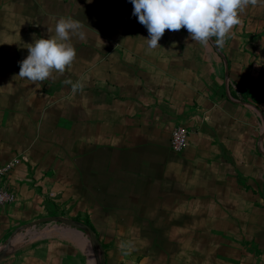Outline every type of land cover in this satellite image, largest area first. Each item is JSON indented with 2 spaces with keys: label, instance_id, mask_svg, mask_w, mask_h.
Returning <instances> with one entry per match:
<instances>
[{
  "label": "crops",
  "instance_id": "1",
  "mask_svg": "<svg viewBox=\"0 0 264 264\" xmlns=\"http://www.w3.org/2000/svg\"><path fill=\"white\" fill-rule=\"evenodd\" d=\"M257 14L264 15V0L249 3L239 13L242 24L225 37L228 44L217 47L210 42L196 49L187 44L149 49L146 41L129 45L127 40L101 45L114 35L82 28L90 41L78 39L73 45L76 55L64 73L53 71L45 80L60 87L57 103L33 115L29 93L21 98L24 110L15 104L7 111L5 125L14 132L26 129L29 136L8 145L0 140V168L17 162L4 188L23 197L32 183L28 170L40 171L46 175L42 182L66 184L63 191L72 192L69 196L80 205L99 199L101 206H136L141 209L128 212L154 214L199 213L193 205L181 209L174 202L205 198L215 185L228 189L223 197L245 195L243 186L256 181L240 173L238 152L251 156L264 145V133L258 131L259 121L264 123V104L259 105L264 95L259 90L264 86V38L256 31L264 16ZM39 26H33L28 42L0 45V73L18 68ZM130 36L137 33L126 38ZM177 125L189 132L180 155L170 149ZM55 132L63 135L64 144L49 140ZM24 154L32 158L27 165L21 162ZM210 165L218 166L219 176H211ZM165 202L174 208L162 211ZM10 253L0 264H12L7 260Z\"/></svg>",
  "mask_w": 264,
  "mask_h": 264
},
{
  "label": "rangeland",
  "instance_id": "2",
  "mask_svg": "<svg viewBox=\"0 0 264 264\" xmlns=\"http://www.w3.org/2000/svg\"><path fill=\"white\" fill-rule=\"evenodd\" d=\"M75 1L84 2L85 0ZM98 1L104 6L111 7L122 18V20L119 18L122 21L121 25L113 32L114 37L107 38L103 44L100 43L101 45L108 44L109 41L117 43L116 40L122 44V41L128 39L126 35H129L130 32H136L137 37L139 36L138 41L143 44L144 39L148 38L145 26L142 25L143 29L137 31L128 30V27H131L133 23L140 24L138 18L132 15L133 5L129 0ZM124 11L125 16L127 15L126 20ZM257 15H259L257 17L264 16L262 14ZM131 16L133 18L130 20ZM124 20L126 21L125 25H123ZM241 24L240 22L235 25L231 32L236 33ZM259 24L261 26L256 28V31L263 34V36L259 35V38L262 39L264 38V21L259 22ZM83 41L86 43L90 41V38L85 36ZM127 41L129 45L138 42ZM227 41L225 38L223 44H228ZM260 43L262 44L261 41ZM158 44L162 46L187 44L194 49L202 46V44L192 41L190 34H187V30L184 28L175 32L166 30ZM261 58H264V56ZM19 71L20 68L18 66L12 72L7 71L6 73V71L1 70L2 73H0V111H5L3 115L0 113L1 145H8V142L13 143V139L18 138L20 140L23 136L25 138L29 136V132L26 129L20 127L19 132H14L13 129H9L5 125L9 119L6 117L8 115L7 111H12L11 107L17 104L18 109H25L23 105H26V101L21 100L23 96L25 97L30 93L28 107L33 110L30 112L33 114V112H43L42 110H47L56 104L59 98L57 95L59 91L62 92L60 87L49 85V82H32L23 79L18 76ZM262 78H264V75ZM32 92L38 93L32 94ZM261 98L262 102L259 101L261 102L259 105L264 104V95ZM258 131L259 133H264V123L262 124L260 121ZM263 146L260 145V150L258 149L251 156L247 151L238 152V154L241 153V156L236 158V162L240 160L243 164L240 172L242 175L253 177L256 182L260 181L264 188ZM225 151L227 152V150ZM220 152L215 154L217 158L221 156ZM228 154L229 159L234 160L232 153ZM28 158L32 160L29 154L22 155L21 162L23 164L28 163ZM17 159L20 160V158ZM57 160L53 163H56ZM15 163L17 162L15 161ZM50 169L53 168L50 167ZM217 169L218 166L215 169L210 165L209 172L211 176H219ZM224 173L226 174V170H224ZM39 174L28 170V179L31 178L30 180H32V183H29L30 185L27 187L28 191H23L24 196L20 197L21 199L19 198L21 193L17 197L14 195V204L0 208V248L7 243L16 230L39 220L59 217L65 220L81 222L93 229V233L103 251L105 264H212L215 262L212 261L211 263L210 255L203 256V254H198V252L206 249V243H209V237H207L205 231L214 228H217L215 235L220 237L222 241L213 246H221L223 248L221 253L229 256L217 264H246L251 260L254 261V264H264V199L259 197L260 193L253 182L243 186L242 191L245 195L241 197H223V194H227L224 191L228 189L226 187L223 188L221 185H215L211 186V192L205 198L177 199L174 204L181 207V209H185L182 207L190 204L194 206V210L198 209L200 212L186 214L180 220H175L172 217L174 220L159 217L154 218V220L156 219L155 222H153L154 220L150 222L152 220L150 216H154L150 215V213H133L131 210L128 212L129 209H134L135 211L141 209H136V206L134 208H129L128 206L126 208L101 206L96 203L99 199L94 202L87 200L83 205H80V201L69 196L72 195V192L65 194L63 187L65 188L66 184L42 182L46 175L40 171ZM19 190L21 191V189ZM11 191L15 194V191ZM174 204L165 202L162 205V207H165L162 208V211H170V209L174 208ZM218 209H220L221 213L217 212ZM216 215L221 217L225 223L218 224L215 222ZM254 215H261L262 221L260 223H262V228L259 227L257 222H251L250 218ZM146 223H153L149 229L160 230V234L164 233L167 240L176 241L178 234L191 230V236L187 240L185 238L177 239L180 240V244L186 243V247L183 246L185 249H181V251H186V253H181L166 260H163L164 258L155 259L156 257L148 253L142 245L144 239L149 238V236L144 235V225ZM188 245L191 246L187 250ZM10 248L14 252L10 253L7 260H10L9 262L12 264H95V256L87 237L80 231L55 223H47L29 231L19 232L13 239ZM197 255L199 256L197 257ZM243 261L246 263H242Z\"/></svg>",
  "mask_w": 264,
  "mask_h": 264
},
{
  "label": "clouds",
  "instance_id": "3",
  "mask_svg": "<svg viewBox=\"0 0 264 264\" xmlns=\"http://www.w3.org/2000/svg\"><path fill=\"white\" fill-rule=\"evenodd\" d=\"M133 5L134 17L148 32L149 49L160 47L166 30L179 31L184 28L190 39L207 47L210 42L222 46L225 37L240 23L239 13L256 0H129ZM85 39L82 25L70 17L61 18L55 26V35L35 39L28 44V55L19 62L18 76L43 82L53 71L64 73L75 55L72 37ZM212 38H215L213 40ZM70 83V81H69ZM75 85L73 90L75 91Z\"/></svg>",
  "mask_w": 264,
  "mask_h": 264
},
{
  "label": "trees",
  "instance_id": "4",
  "mask_svg": "<svg viewBox=\"0 0 264 264\" xmlns=\"http://www.w3.org/2000/svg\"><path fill=\"white\" fill-rule=\"evenodd\" d=\"M107 5H102L98 0H85L84 2H79L75 0H0V45L8 46L11 44H20L22 42L30 41V35L34 33L33 26L37 23H40L38 27V34L35 39L38 38H49L55 35V26L57 23L58 17L72 18L81 23L82 28L85 30L96 31L98 34H114L122 18L119 13H115L111 7ZM125 16V11H124ZM121 18V20L119 19ZM133 18L131 16L130 20ZM127 15L125 16V20ZM123 21V25L126 24V21ZM47 30V34L44 31ZM82 29V31H84ZM143 29L141 24L133 23L131 27H128L130 31H137ZM133 35L136 32H130ZM32 42H34V40ZM78 37H72V45L76 44ZM127 40L138 41V37L130 36ZM260 92L264 90V86H259ZM42 134V133H41ZM44 136V134H42ZM46 136V135H45ZM48 136V135H47ZM43 139H45L43 137ZM49 140L53 143H65L63 141V135L59 137V133H50ZM256 189L260 193L259 197L264 199V188L260 181L256 182ZM152 222L154 218H166L168 220L174 218L175 220L182 219L186 216L185 213L180 214H154L150 213ZM156 216V217H155ZM172 217V218H171ZM172 219V220H174ZM214 219V218H213ZM214 220L218 224L225 223L223 219L219 216H215ZM251 219L252 223L257 222L259 227L262 228V217L261 215L253 216ZM146 220V219H145ZM156 219L153 221L155 222ZM153 224V223H152ZM152 224L146 223L144 225V235L149 236L148 239H144L143 246L152 256L156 257L155 259L166 260L167 258L180 255L181 253H186V251H181L185 249L186 243L180 244V240L185 238L187 240L191 236V230L180 233L176 236L175 240H167L164 233L160 234V230L149 229ZM93 231V229L91 228ZM217 228L206 230L207 237H209V243L207 244L206 249L199 250L198 254H203L206 256L210 255L211 263L214 261L217 264L221 260L229 257L228 255L222 254L223 248L219 245L213 246L214 244L221 242L222 239L215 235ZM212 232V233H211ZM167 241V242H165ZM186 242V241H182ZM205 244V245H206ZM184 246V247H183ZM191 245L187 246V250ZM192 248V247H191ZM199 255H197L198 257ZM242 263H246L243 261ZM246 264H254V261H248Z\"/></svg>",
  "mask_w": 264,
  "mask_h": 264
},
{
  "label": "water",
  "instance_id": "5",
  "mask_svg": "<svg viewBox=\"0 0 264 264\" xmlns=\"http://www.w3.org/2000/svg\"><path fill=\"white\" fill-rule=\"evenodd\" d=\"M47 223H55V224H59L63 227L69 228V229H73V230H77L82 232L88 239L89 244L91 246L92 252L95 256V264H105L104 261V255H103V251L101 249L100 243L98 242L97 238L95 237L93 231L91 230L90 227H88L87 225L81 223V222H77V221H71V220H65V219H61L59 217H51L48 219H43V220H39L36 222H33L21 229L16 230L8 239L7 243L2 246L0 248V261H2L6 255L7 252L11 246V243L13 241V239L16 237V235L19 232H23V231H29L30 229H33L37 226L43 225V224H47Z\"/></svg>",
  "mask_w": 264,
  "mask_h": 264
},
{
  "label": "built area",
  "instance_id": "6",
  "mask_svg": "<svg viewBox=\"0 0 264 264\" xmlns=\"http://www.w3.org/2000/svg\"><path fill=\"white\" fill-rule=\"evenodd\" d=\"M189 132L182 125H177L170 137V149L176 154H182L187 147V139ZM15 162L0 168V208L9 206L15 203V197L4 188V180L11 172Z\"/></svg>",
  "mask_w": 264,
  "mask_h": 264
},
{
  "label": "bare ground",
  "instance_id": "7",
  "mask_svg": "<svg viewBox=\"0 0 264 264\" xmlns=\"http://www.w3.org/2000/svg\"><path fill=\"white\" fill-rule=\"evenodd\" d=\"M12 251H14V250H12L11 248H9V250H8V252H7V253H9V252H12Z\"/></svg>",
  "mask_w": 264,
  "mask_h": 264
}]
</instances>
